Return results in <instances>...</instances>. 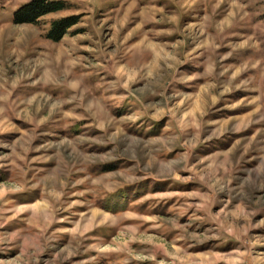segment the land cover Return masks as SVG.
Returning a JSON list of instances; mask_svg holds the SVG:
<instances>
[{
    "label": "rangeland",
    "instance_id": "obj_1",
    "mask_svg": "<svg viewBox=\"0 0 264 264\" xmlns=\"http://www.w3.org/2000/svg\"><path fill=\"white\" fill-rule=\"evenodd\" d=\"M30 1L0 0V264H264V0Z\"/></svg>",
    "mask_w": 264,
    "mask_h": 264
},
{
    "label": "trees",
    "instance_id": "obj_2",
    "mask_svg": "<svg viewBox=\"0 0 264 264\" xmlns=\"http://www.w3.org/2000/svg\"><path fill=\"white\" fill-rule=\"evenodd\" d=\"M66 9L67 5L63 0H31L14 13L13 23L16 25H37L44 17L63 12ZM81 19L82 16H72L54 21L47 34L48 40L53 43L61 42L74 27L80 24Z\"/></svg>",
    "mask_w": 264,
    "mask_h": 264
}]
</instances>
